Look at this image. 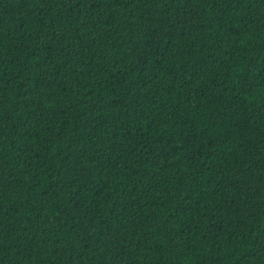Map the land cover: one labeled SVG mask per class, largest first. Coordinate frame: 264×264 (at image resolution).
<instances>
[{"label":"trees","instance_id":"trees-1","mask_svg":"<svg viewBox=\"0 0 264 264\" xmlns=\"http://www.w3.org/2000/svg\"><path fill=\"white\" fill-rule=\"evenodd\" d=\"M0 264H264V0H0Z\"/></svg>","mask_w":264,"mask_h":264}]
</instances>
